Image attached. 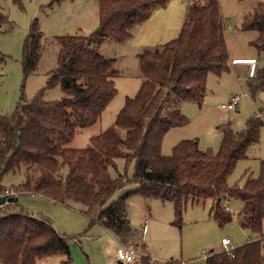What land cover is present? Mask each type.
Returning <instances> with one entry per match:
<instances>
[{"label": "trees", "instance_id": "trees-1", "mask_svg": "<svg viewBox=\"0 0 264 264\" xmlns=\"http://www.w3.org/2000/svg\"><path fill=\"white\" fill-rule=\"evenodd\" d=\"M170 1L98 0L99 25L93 32L58 37V63L45 89L60 86L65 96L45 101L44 89L32 100L22 99L12 115L0 113V195L7 190L4 177L23 172L24 180L14 195L32 193L62 205L77 204L93 223L120 239L134 235L128 210L133 195L172 202L173 224L179 228L190 205L206 202L212 203L211 217L224 225L233 220L228 204L237 199L243 203L238 214L241 227L257 237L231 252L211 251L205 263L263 264L264 160L258 176L248 173L243 186L228 182L237 163L260 142L262 115L247 119L240 131L230 123L221 125L223 139L216 152L202 150L196 138L180 141L169 156L162 154L165 135L189 124L180 104L194 101L202 106L208 76L230 71L220 0L188 2L178 37L161 49L139 54L140 88L134 97L126 98L114 125L93 136L86 148L67 147L78 129L100 120L118 93L113 80L117 60L102 55L103 44L125 43L139 24ZM241 30L258 32L251 45L264 51L263 0L245 16ZM42 40L34 22L24 44L26 76L38 69ZM248 85L252 93L264 91V69L255 72ZM120 159L134 162L136 187L110 202L130 181L126 173L115 178L111 174ZM49 258L75 264L71 240L51 220L31 215L18 200L0 205V262L38 264ZM164 264L181 263L172 259Z\"/></svg>", "mask_w": 264, "mask_h": 264}, {"label": "rangeland", "instance_id": "rangeland-1", "mask_svg": "<svg viewBox=\"0 0 264 264\" xmlns=\"http://www.w3.org/2000/svg\"><path fill=\"white\" fill-rule=\"evenodd\" d=\"M190 1L184 0L183 3L178 1L181 9H176L175 16L170 11L161 18L162 12H160L159 19L152 18L139 24L135 32L133 30V37L125 43L106 41L103 44L102 55L117 60L113 80L118 93L100 120L90 127L78 129L75 138L67 147L86 148L91 144L93 136L114 125L126 98L134 97L140 88L142 76L139 68V54L144 49H161L165 43L178 37L187 18V5ZM220 5L225 20L226 37L231 47L229 52L235 56L238 53L242 54L244 51L238 48L240 40L237 28L241 26L245 14L247 16V13L252 10V3L245 0H220ZM158 10L162 11V8L155 10L152 15ZM34 22L38 24L43 34L42 57L38 69L26 76L23 67L24 44ZM98 25V0H61L60 2L0 0V113L12 115L22 99L32 100L45 89L49 75L57 67L60 51L59 36L87 35ZM246 35L253 37L252 40L256 38L254 31ZM255 57L258 59L257 74L264 69V61L259 59V56ZM231 61L229 72L220 76L216 74L208 76L207 94L202 106L194 101L180 104L178 108L188 117L189 124L173 128L165 135L162 143L164 156H169L173 147L180 141L196 138L202 150L212 149L216 152L223 139L221 125L230 123L234 130L240 131L250 117L261 114L264 121V91L252 93L248 85L247 70L240 68L242 66L249 69L250 66L233 64ZM235 95L242 97L237 108L222 109L221 104L229 102ZM64 96L60 86L45 89L43 92L45 101L60 100ZM248 151V158L237 163L228 179L232 186H243L248 173L258 176L260 161L264 160V127L261 131L260 143L253 144ZM110 171L114 178L119 173H126L130 179L124 189L118 190L113 195L110 200L112 202L119 199L124 191L136 187L133 182L135 164L120 159L117 161V169L111 168ZM23 180V172L10 173L4 177L3 186L14 193L15 188ZM2 196L5 195H0ZM13 196H17L19 205L31 215L51 220L57 231L71 240L72 258L75 264L117 262L120 238L110 234L99 224L91 225L86 216L69 209L70 207L79 208V205L69 203L64 206L42 195L32 193ZM211 205V202L190 205L184 214L182 227L179 228L173 224L175 216L172 202L145 199L140 195L131 196L128 210L134 235L128 239H120L122 243L131 242L137 245L139 255L131 264L146 262L164 264L172 259L181 264H206V253L224 252L222 238L229 239L232 248L255 240L257 236L243 229L238 221V214L243 209V203L240 200L232 199L229 202L228 209L233 220L224 225H220L211 217ZM146 223L147 226H145ZM262 233L264 234V222ZM59 262L58 258H49L38 264H59Z\"/></svg>", "mask_w": 264, "mask_h": 264}, {"label": "crops", "instance_id": "crops-1", "mask_svg": "<svg viewBox=\"0 0 264 264\" xmlns=\"http://www.w3.org/2000/svg\"><path fill=\"white\" fill-rule=\"evenodd\" d=\"M178 1L179 2H184V0H172V1H170L165 7H163L162 8V11H156V13H154V15H151L150 16V18H148L147 19V21L149 20V19H152V18H154V19H159V14H161L160 12H162V16H161V18H164L167 14H169V12L170 11H172L173 12V14H174V16H175V14H176V9H181V7L179 6V3H178ZM245 1H247V2H251L252 3V7H251V11H253V9L259 4V2L261 1V0H245ZM187 8H188V5H187ZM169 10V11H168ZM250 10H248V11H250ZM188 11V10H187ZM250 11V12H251ZM250 12H248V13H250ZM221 13H222V11H221ZM247 13V12H246ZM247 13V14H248ZM245 16H246V14H245ZM222 19H223V22H224V33H225V38H226V42H227V45H228V49L229 48H231L230 47V43H229V40L227 39V37H226V26H225V20H224V18H223V15H222ZM147 21H144V22H147ZM244 21V20H243ZM243 21H242V23H243ZM184 24V23H183ZM240 26V25H239ZM241 26H242V24H241ZM241 26L240 27H238L237 28V34H238V36H239V40H240V42H239V45H238V48L239 49H241L242 51H244V53H242V54H240V53H238V55H233L231 52H229L230 53V60H232L231 62L233 63V64H247V65H249L250 67H249V69H247L246 67H240V68H243V69H246L247 70V77L250 79L251 77H253V75H254V73L256 72V64H258V59L255 57V56H259V59H262L263 61H264V51H258L254 46H252L251 45V43L253 42V41H255L257 38H258V36H259V34H258V32H256V31H254V32H256V38L254 39V40H252L253 39V37L252 38H250V37H247V33H249V32H251V31H244V30H241ZM138 27V26H137ZM137 27L134 29V32H135V30L137 29ZM134 32H133V35H134ZM133 37V36H132ZM250 48H252V49H250ZM231 51V50H230ZM246 56V57H245ZM252 60H255V64H253V62H252ZM249 73V74H248ZM184 103V102H183ZM182 103V104H183ZM264 127V126H263ZM262 127V128H263ZM172 130V129H171ZM260 143V142H259ZM258 143V144H259ZM251 148V147H250ZM249 148V149H250ZM249 152V151H248ZM7 189V188H6ZM7 190H10V189H7ZM4 195L6 196V197H8V196H10V195H6V193L4 192ZM65 206V205H64ZM67 208V207H66ZM69 209H71V210H76V212L78 213H81V214H83L84 216H86L83 212H81V210H80V208H75V207H73V208H69ZM87 217V216H86ZM88 219H89V221L91 222V225H95V224H99V223H93V220L91 219V218H89V217H87ZM100 226H102L101 224H99ZM103 227V226H102ZM105 228V227H104ZM106 229V228H105ZM110 234H112V235H114L112 232H110L109 230H107ZM117 237V236H116ZM118 238V237H117ZM223 239V238H222ZM222 239H221V244H222ZM119 241V243H118V247H120V246H129V245H133V246H137V245H135L134 243H128V244H125V243H122V241L119 239L118 240ZM142 245H143V243L142 242H140ZM117 247V248H118ZM139 252V251H138ZM133 263V262H132ZM114 264H118V259H117V262H114ZM131 264V263H130Z\"/></svg>", "mask_w": 264, "mask_h": 264}, {"label": "built area", "instance_id": "built-area-1", "mask_svg": "<svg viewBox=\"0 0 264 264\" xmlns=\"http://www.w3.org/2000/svg\"><path fill=\"white\" fill-rule=\"evenodd\" d=\"M253 64H255V60H252ZM241 96L235 95L231 97V100L227 103H222L221 108L224 110H235L238 106V104L241 101ZM258 116H261L259 114ZM6 195H14L13 192L6 190L5 191ZM147 226V223L146 225ZM230 240L227 238L222 239V245L225 247L224 251L231 252L233 250L232 247H230ZM139 255L138 248L129 245V246H120L117 248V259H118V264H129L135 261L136 257ZM209 256V253H206L205 255V260Z\"/></svg>", "mask_w": 264, "mask_h": 264}, {"label": "water", "instance_id": "water-1", "mask_svg": "<svg viewBox=\"0 0 264 264\" xmlns=\"http://www.w3.org/2000/svg\"><path fill=\"white\" fill-rule=\"evenodd\" d=\"M17 198L15 197H6V196H2L0 197V205H3L7 202H13V201H16Z\"/></svg>", "mask_w": 264, "mask_h": 264}]
</instances>
